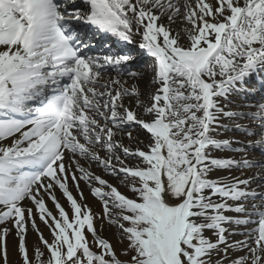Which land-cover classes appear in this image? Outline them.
I'll list each match as a JSON object with an SVG mask.
<instances>
[{
    "label": "snow or ice",
    "instance_id": "1",
    "mask_svg": "<svg viewBox=\"0 0 264 264\" xmlns=\"http://www.w3.org/2000/svg\"><path fill=\"white\" fill-rule=\"evenodd\" d=\"M13 255L264 264V0H0V264Z\"/></svg>",
    "mask_w": 264,
    "mask_h": 264
},
{
    "label": "bare ground",
    "instance_id": "2",
    "mask_svg": "<svg viewBox=\"0 0 264 264\" xmlns=\"http://www.w3.org/2000/svg\"><path fill=\"white\" fill-rule=\"evenodd\" d=\"M149 62L151 63V61L149 60ZM131 82V81H130ZM143 86V85H142ZM137 133L134 132V135H136ZM231 135H236L235 133H232ZM126 145L128 144V140L125 138L123 141ZM92 170L95 171L98 175H102L103 177H106L107 174L103 173V171H100L99 168H97L94 164L92 165ZM108 176V175H107ZM112 180V179H111ZM113 185L117 186L118 189L126 194L131 196L132 194L129 192L128 188L125 187L123 184H121V182L118 179H113ZM81 188L83 189L84 195L87 197V200L85 201L87 204H89V206L92 208L93 212H98L102 210L101 204L99 202H97L95 200V197H93L91 195V191L90 189L83 184V182H81ZM74 191V190H73ZM75 194V191H74ZM57 196L58 198H60L61 203L64 205V207L67 209L69 208V205L66 203V201L64 200V198L60 195L59 192H57ZM49 207L52 208V204L49 201ZM55 212V209H52ZM42 232H46L45 229H47L41 222L37 221ZM100 224H98L99 226ZM119 234V232L117 231V229H113L111 226H109L107 224V222L105 221L103 223V235L105 238L109 239V241L111 243H113L114 247L117 241V235ZM37 239V235L34 234V232L30 231L29 232V243L31 244L32 242L36 241ZM14 258V256L12 257V259Z\"/></svg>",
    "mask_w": 264,
    "mask_h": 264
},
{
    "label": "rangeland",
    "instance_id": "3",
    "mask_svg": "<svg viewBox=\"0 0 264 264\" xmlns=\"http://www.w3.org/2000/svg\"><path fill=\"white\" fill-rule=\"evenodd\" d=\"M148 64H150L149 61H148ZM145 67H147V65H145ZM235 134H236V135H239L238 133H235ZM99 170L102 171V169H100V168H99ZM104 178H105V179H108L109 182L112 183V184H113V179H116V178H113V177H109V176H107V175H106V177H104ZM111 179H112V180H111ZM95 200H96L97 202H99V203L101 204V207H102V203H101L98 199H96V198H95ZM102 211H103V208H102L101 211L94 212V213H96V214H102ZM104 222H105V221H104ZM104 222H103V223H104ZM96 223H97V225H98V224H101V221H100L99 219H97ZM111 227H112L113 229H116V227H114V226H111ZM45 230H46V232L43 231L44 236H45L46 238H48L49 240H51V236H50L49 230H48V229H45ZM41 231H42V230H41ZM34 234L36 235L35 232H34ZM89 239H91L90 236H89ZM119 241H120V233L117 235V241H116V244H115V249H116V251H117L118 253L121 252V250L127 246V240H124L123 243H120ZM13 256H14V258H13V264H16V257H15V255H13ZM121 259H127V257L121 256Z\"/></svg>",
    "mask_w": 264,
    "mask_h": 264
}]
</instances>
